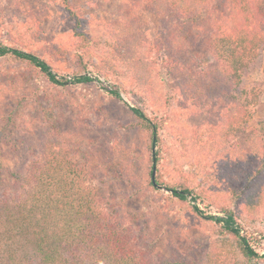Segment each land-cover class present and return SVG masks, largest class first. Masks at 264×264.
Masks as SVG:
<instances>
[{"label": "rangeland", "instance_id": "374dc122", "mask_svg": "<svg viewBox=\"0 0 264 264\" xmlns=\"http://www.w3.org/2000/svg\"><path fill=\"white\" fill-rule=\"evenodd\" d=\"M130 1L71 0L87 20L88 44L81 48L60 0H0V43L33 52L58 75L87 74L96 80L55 88L38 72L0 59L3 165L11 171L21 169L31 150L46 141L74 148L80 164L106 163L115 152L127 154L137 162L136 170L116 171L118 182L111 178L114 167L108 165L113 171L104 169L89 184L110 204L121 203L119 214L155 264L173 257L188 262L203 258L208 264H264L243 258L219 225L190 208L196 196L206 216L220 217L223 208L236 212L241 234L257 254H264V190L257 186L264 183V160L258 156L225 175L222 149L197 154L188 147L191 137L204 143L206 127L220 123L230 87L211 75L217 63L203 39H191L181 49L172 45L169 29L175 24L168 16L133 10L128 18L137 25L136 46L121 45L114 24L124 18ZM263 80L261 51L242 79V88L257 100L249 107L248 127L255 130L264 128ZM113 86L125 105L104 89ZM187 96L202 100L187 101ZM134 107L158 124L154 150L151 133L141 129L129 110ZM13 146L18 158L12 155ZM158 151L155 179L164 185L152 191L147 183ZM165 186L189 187L193 195L181 203Z\"/></svg>", "mask_w": 264, "mask_h": 264}, {"label": "trees", "instance_id": "16d2710c", "mask_svg": "<svg viewBox=\"0 0 264 264\" xmlns=\"http://www.w3.org/2000/svg\"><path fill=\"white\" fill-rule=\"evenodd\" d=\"M60 4L72 23L75 43L85 48L87 20L71 0H60ZM125 4L124 18L114 24L121 45L125 42L126 48L136 46L137 25L128 18L133 10L148 9L168 16L175 24L169 29L172 45L181 49L191 39H203L217 63L211 75L225 81L231 89L229 104L218 123L220 128H216L218 124L208 125L207 138L201 144L191 137L190 151L198 154L222 149L225 175L231 167H241L258 156L263 161L264 128L248 127L252 119L249 107L257 100L242 88V79L249 65L264 51V0H133ZM0 59L38 72L55 88L96 81L87 74L69 78L58 75L47 61L33 52L2 43ZM104 89L110 97L123 101L116 86ZM195 99L202 100L186 97L187 101L197 103ZM129 110L141 129L151 133L150 149L154 150L158 124L138 107ZM11 150L18 158L16 147ZM75 152L74 148L46 141L38 150H31L21 169L11 171L3 165L0 149V264H155L138 247L133 228L119 214L121 203L110 204L106 195L99 194L98 188L89 184L98 174H104V169L113 171L108 165L114 167L115 176L111 178L120 182L116 171L131 173L136 170L137 162L130 156L127 158V154L115 152L106 163L80 164ZM151 160L154 162L150 169L152 177L153 168L160 162V151L154 152ZM147 184L148 189L156 191L152 178ZM155 184L164 185L160 179H155ZM257 186L264 190V183L259 182ZM165 189L181 203L193 195L192 189L185 186H165ZM191 200V212L219 225L221 233L233 239L235 249L243 258L264 260V254H257L248 237L241 234L236 212L223 208L220 217L206 216L196 196ZM162 263L208 264L203 258L188 262L182 257L162 258Z\"/></svg>", "mask_w": 264, "mask_h": 264}, {"label": "water", "instance_id": "95a60500", "mask_svg": "<svg viewBox=\"0 0 264 264\" xmlns=\"http://www.w3.org/2000/svg\"><path fill=\"white\" fill-rule=\"evenodd\" d=\"M152 182L154 184V186L158 187L156 184H155V168H153V171H152Z\"/></svg>", "mask_w": 264, "mask_h": 264}]
</instances>
